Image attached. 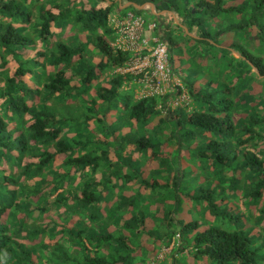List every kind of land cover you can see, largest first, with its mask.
I'll use <instances>...</instances> for the list:
<instances>
[{"label":"trees","instance_id":"obj_1","mask_svg":"<svg viewBox=\"0 0 264 264\" xmlns=\"http://www.w3.org/2000/svg\"><path fill=\"white\" fill-rule=\"evenodd\" d=\"M71 1L0 0V264H264V0L118 1L200 37L175 108L124 93L113 0Z\"/></svg>","mask_w":264,"mask_h":264},{"label":"built area","instance_id":"obj_2","mask_svg":"<svg viewBox=\"0 0 264 264\" xmlns=\"http://www.w3.org/2000/svg\"><path fill=\"white\" fill-rule=\"evenodd\" d=\"M107 24L112 30L109 42L112 48L127 53L124 66L117 67L115 71L137 75L135 81L139 90H134L135 97L166 94V104L171 108L190 104L181 78L171 70L168 44L153 33L156 28L154 20L146 21L131 10H113L108 14ZM143 60L148 64L141 65ZM124 88L127 89L128 85Z\"/></svg>","mask_w":264,"mask_h":264},{"label":"rangeland","instance_id":"obj_3","mask_svg":"<svg viewBox=\"0 0 264 264\" xmlns=\"http://www.w3.org/2000/svg\"><path fill=\"white\" fill-rule=\"evenodd\" d=\"M71 2H72L71 4L73 6H75V7H70L72 10L79 9V7L81 6V3H80L81 1L73 0ZM70 28L71 27H69V25L67 24L66 26H64L62 28H55L54 31L55 32H59L60 31L61 38L63 39L65 37L73 36L75 34L74 31H73V29H70ZM76 33L78 34V37L79 36H83V34H84L81 30H78ZM172 35L175 36V34H172ZM175 37L176 38H173V44L171 46V52L169 53L170 59L172 58V66H173V68H174V70H175V72H176V74H177V76L179 78L185 77V79L188 82L189 81L191 82L193 79L195 80V77H196L197 73H203V64H205L206 62H208V60L203 59V61H201V60H198V59H192V58H190L189 55H187L188 54V45H184V47L182 49L177 44V40L178 39L179 40L182 39V37H180V36H175ZM56 38H58V37L56 36ZM220 46H221V44H220ZM223 46H227L226 43ZM88 47H91V45H88ZM217 53H218L219 56H221L220 50H218ZM232 56L238 57L239 54H237L236 51H233L232 50ZM195 63H197V65ZM145 64H148V62H144V60H143L141 62V65H145ZM197 70L199 72L195 73V71H197ZM134 90L135 91L139 90V87L131 86L130 88H128V90L124 91V93L127 94V95H129V96H131L132 93L134 94ZM72 101L76 102V99H74V100L70 99V103H73ZM57 104H61V102L60 103H57ZM188 106H190V105H188ZM254 210L255 209L253 207L249 211L250 212H253ZM171 247H172L171 246V243H170V245H168L166 247H163L162 246L161 249L156 252V254H153L150 257H148L147 258V261L150 260V262H151V260L162 259V258H165L167 261H169L171 257L178 258L179 257L178 252H172V251H170L171 250ZM183 253H185V250H183Z\"/></svg>","mask_w":264,"mask_h":264},{"label":"crops","instance_id":"obj_4","mask_svg":"<svg viewBox=\"0 0 264 264\" xmlns=\"http://www.w3.org/2000/svg\"><path fill=\"white\" fill-rule=\"evenodd\" d=\"M119 0H113L112 2L114 3V9H115V7L117 6L118 7V9H120L121 11H123L124 12V10H122L129 2H125V3H123V4H119V2H118ZM109 3V2H108ZM138 8H143L144 10L145 9H149V11L152 13V14H154V15H158L159 13H161V14H164V15H166L167 17H169L168 19H170L171 20V22H170V25L171 24H173V25H171V26H173V31L171 32L172 34H175V36H180V37H182V39H176L177 40V43H178V45L183 49V47H184V45H188V54L187 55H189V52L191 51V50H193L192 49V45L193 44H196L197 45V47H200V46H202L201 44V42L199 43V39H200V37L195 33V31H189L188 29H187V27H186V25L185 24H183V22L182 23H180L179 21V18L177 17V15L176 14H174V13H172V12H166L165 10H163V11H160V12H156L155 11V9H154V6H153V4L152 3H150V2H144L143 4H141V5H139V6H137ZM126 11V10H125ZM144 12V11H143ZM143 14H145V12L143 13ZM151 19H153V18H151ZM178 29H177V28ZM176 29V30H175ZM176 38V37H175ZM213 43V42H212ZM215 45L217 46V49L218 50H220V49H222V47H224L223 45H221L220 46V44H216L215 43ZM237 53V52H236ZM230 54L232 55V50L230 51ZM238 54V53H237Z\"/></svg>","mask_w":264,"mask_h":264}]
</instances>
